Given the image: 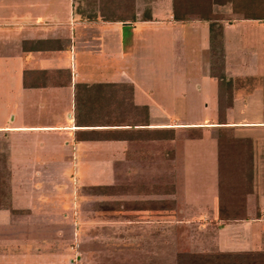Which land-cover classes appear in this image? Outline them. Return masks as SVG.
<instances>
[{
  "label": "crops",
  "instance_id": "0c3cea01",
  "mask_svg": "<svg viewBox=\"0 0 264 264\" xmlns=\"http://www.w3.org/2000/svg\"><path fill=\"white\" fill-rule=\"evenodd\" d=\"M156 30L161 36L154 35ZM157 42L159 46L154 45ZM153 47L161 48L169 75L176 71L174 61H179V72H196L206 79L202 84L208 86L210 102L200 105L212 107L209 119L187 124L168 119L148 104L145 97L153 95V87L139 88L131 75L138 68L131 67L140 65L139 57H147ZM192 63L195 68L190 69ZM0 75L1 83L17 87L21 96H40L39 108L65 99L66 124L3 126L0 135L63 134L57 141L67 148L63 161L71 170L79 171L80 166L83 179L78 182L84 187L111 186L108 171L135 170L140 161L134 156L142 143L150 149L162 144L169 154L167 161L178 166V160L185 161L187 143L209 140L210 177L216 181L214 214L197 218L200 228L209 224L217 235L225 232L226 237L205 247L212 256L202 264H264V0H0ZM200 81L193 84L195 92L202 89ZM177 96L182 98L181 93ZM81 97L88 111L94 107L98 114L114 117L90 118L94 124L78 126L75 115L81 111L76 104ZM106 121L117 124L108 126ZM138 121L144 126H135ZM183 133L193 136L180 139ZM78 134L87 138L76 139ZM48 138L36 137L33 146L46 150L57 143ZM238 141L250 146L239 162L231 152L239 155V148L233 147ZM54 160L53 155L49 160L37 159L33 170L50 171ZM236 162L250 171V191L242 196L247 219L222 223L218 220L220 164L232 168ZM53 183L42 178L26 183V196L31 190L48 189L49 195L35 196L36 202H47L38 211L41 214L58 213ZM114 213L118 228L122 223L134 224L138 211L120 208ZM86 218L94 224L96 213ZM26 222L14 226L7 219L2 228L7 234L25 236L58 229L52 221ZM60 249L36 243L0 245V264H39L42 256L48 257L46 264H74L73 250Z\"/></svg>",
  "mask_w": 264,
  "mask_h": 264
},
{
  "label": "rangeland",
  "instance_id": "374dc122",
  "mask_svg": "<svg viewBox=\"0 0 264 264\" xmlns=\"http://www.w3.org/2000/svg\"><path fill=\"white\" fill-rule=\"evenodd\" d=\"M161 34L157 30L154 32L155 36ZM154 45L159 46V43ZM163 62L161 48L153 47L147 57H139L140 65L131 67L138 68V72L131 75L139 88L143 89L146 84L153 87V95L145 97L148 104L160 109L168 119L183 120L187 124L209 119L212 107L208 104L207 109H202L200 105L209 101V93L206 94L208 86L202 84L206 79L196 72H179V61H174L173 69L176 71L169 75L164 70ZM193 67L194 63L189 65L190 69ZM126 77L130 78L128 75ZM196 81L201 82L200 92L193 90ZM1 82L0 75V128L59 126L67 123V113L62 114L66 108L65 99L39 108L40 96H21L17 87H9L6 82ZM178 93L182 98L177 96ZM83 101L84 97H81V113H76V119L78 115L83 119L113 116L105 112L98 114L94 107L88 111V104ZM185 135L193 136L183 133L180 139ZM36 137H51L48 139L57 142L64 135L22 132L9 138L0 135V245H57L60 250H73L74 264H178V257L183 261L196 258L201 264L212 256L209 249L207 254L204 250L207 245L225 241V232L217 235L209 224L200 228L197 218L198 215L214 214L216 181L210 177L209 140L187 143L185 161L178 160L179 167L176 162L167 161L169 154L162 144L157 143L155 148L150 149L146 143H142L138 147L139 154L134 156L140 161L135 170L124 171L126 174L111 170L108 172L113 185L84 187L80 184L83 179L80 166L79 171L71 170L63 161L67 148H62L57 142L48 145L46 150H39L33 146L32 140ZM75 138L87 136L78 134ZM52 155L55 159L52 170H33L37 159L49 160ZM38 178L54 182L51 189L56 191L58 213L38 212L44 210L41 207L47 202H36L35 196L42 193L49 195L48 189L41 187L38 192L31 190L30 195L27 194L30 197L25 195L26 183ZM120 208L128 213L138 211L134 224L122 223L115 227L114 210ZM90 212L96 213L94 224H89L86 218ZM7 219L14 226L20 222L27 224L26 221H52L57 223L58 229L52 234H7L2 228ZM46 258L42 256L37 260L41 261L39 264H46Z\"/></svg>",
  "mask_w": 264,
  "mask_h": 264
},
{
  "label": "trees",
  "instance_id": "16d2710c",
  "mask_svg": "<svg viewBox=\"0 0 264 264\" xmlns=\"http://www.w3.org/2000/svg\"><path fill=\"white\" fill-rule=\"evenodd\" d=\"M76 110L77 111L80 110L78 104H76ZM90 122H91L90 118L83 119L81 115L77 116L76 123L78 124V126H84L82 124H88ZM136 123L137 125L135 126H144L140 124L142 123V121H138ZM105 124H109L108 126H115L117 122L106 121ZM219 145L221 147V143ZM222 145L224 149H226L225 148L226 145H224V142H222ZM233 147H235L236 149L238 147L240 149V150L239 149L236 150L239 151V155L231 151L234 157H236L235 160H237L238 162L240 161L239 159L241 158L244 159L246 154L249 153L250 151V146H245V144H243L242 141H238L233 145ZM224 151L226 152V150ZM243 159L242 161H244ZM241 162L240 163L236 162V164L232 168L231 167L226 168L225 165L220 164L218 220L222 223H229V222L247 219L243 215L245 203L242 196L245 195L246 192L250 191V179H249L250 171L247 172L246 168L244 169L243 163ZM247 166L248 165L246 163L245 167ZM191 259H189L188 261H183L178 257V261H179L178 264H199L200 262V261H196L197 260L196 258H193L192 260Z\"/></svg>",
  "mask_w": 264,
  "mask_h": 264
}]
</instances>
